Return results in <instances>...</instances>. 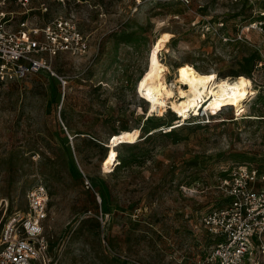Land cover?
<instances>
[{
  "label": "rangeland",
  "instance_id": "1",
  "mask_svg": "<svg viewBox=\"0 0 264 264\" xmlns=\"http://www.w3.org/2000/svg\"><path fill=\"white\" fill-rule=\"evenodd\" d=\"M44 1L90 50L0 82V235L41 183L48 250L36 264H197L212 243L202 216L226 202L222 168L264 169V36L245 29L264 0ZM184 64L216 83L243 73L255 92L196 118L151 108L138 80L160 67L177 82Z\"/></svg>",
  "mask_w": 264,
  "mask_h": 264
},
{
  "label": "built area",
  "instance_id": "2",
  "mask_svg": "<svg viewBox=\"0 0 264 264\" xmlns=\"http://www.w3.org/2000/svg\"><path fill=\"white\" fill-rule=\"evenodd\" d=\"M34 11H39V16ZM47 11L44 0H0V82L40 70L55 74L52 58L60 53L78 59L89 55V38L75 20L62 14L46 19ZM245 29L264 36V1ZM58 77L64 87L66 80ZM221 172L218 188L226 202L202 216L201 224L212 243L197 264H252L256 252L264 257V169L233 163ZM84 184L91 186L87 178ZM48 201L44 184L29 188L26 210L13 214L0 235V264L44 260L48 241L43 222Z\"/></svg>",
  "mask_w": 264,
  "mask_h": 264
},
{
  "label": "bare ground",
  "instance_id": "3",
  "mask_svg": "<svg viewBox=\"0 0 264 264\" xmlns=\"http://www.w3.org/2000/svg\"><path fill=\"white\" fill-rule=\"evenodd\" d=\"M177 74L178 81L169 84L162 69L154 67L138 80L137 92L146 96L150 101V107L159 112L170 102L178 116H186L190 110L197 113L204 105L205 111H215L220 105L237 104L255 92L252 82L243 73L237 74L234 78L226 77L216 83L214 72L202 73L193 65L184 64L179 67ZM181 81L187 85V89H181ZM177 95L184 98L181 105L176 104ZM170 126L172 127L169 125L165 130H169ZM120 138L121 142L127 141L125 136ZM114 155L115 152L112 151L111 156Z\"/></svg>",
  "mask_w": 264,
  "mask_h": 264
},
{
  "label": "trees",
  "instance_id": "4",
  "mask_svg": "<svg viewBox=\"0 0 264 264\" xmlns=\"http://www.w3.org/2000/svg\"><path fill=\"white\" fill-rule=\"evenodd\" d=\"M114 165H116V164H114Z\"/></svg>",
  "mask_w": 264,
  "mask_h": 264
}]
</instances>
